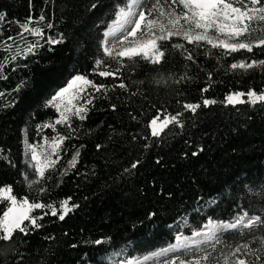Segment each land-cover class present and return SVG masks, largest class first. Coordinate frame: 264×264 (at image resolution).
<instances>
[{"label": "trees", "instance_id": "1", "mask_svg": "<svg viewBox=\"0 0 264 264\" xmlns=\"http://www.w3.org/2000/svg\"><path fill=\"white\" fill-rule=\"evenodd\" d=\"M121 3L0 0V13L5 14L0 41L12 44L8 37H16L29 16L44 17L32 25L43 29V46L34 55L9 63L3 70L6 78H0V189L10 186L18 200L53 203L58 215L66 199L72 209L63 221L49 214L38 221L43 227L29 229V235L16 231L11 241L0 240V264H112L167 248L178 234L191 236L209 218L234 222L243 211L264 218V109L259 103L235 108L217 103L195 114L185 110L180 117L184 126L169 125L160 137H152L148 126L158 110L175 114L184 103H202L203 98L223 101L229 93L264 90V66L247 71L229 67L241 60H264V47L225 56L222 49L204 42L197 47L173 37L160 42L167 45L160 64L141 61L129 68L125 59L122 76L127 90L121 89L116 86L120 80L92 72L94 60L102 55V34ZM49 36L60 42L48 44ZM172 42L185 44L195 63L184 58L183 49L171 48ZM4 55L0 51V57ZM111 64L118 67L115 61ZM102 69L103 65L97 71ZM77 74L109 88L106 92L87 88L95 98L85 93L92 99L86 119L70 115L72 132L67 123L55 124L59 115L47 101ZM21 82L24 86L17 90ZM205 87L209 90L202 93ZM46 124L54 125L55 131L43 127ZM58 135L72 138L59 144L54 155V160L61 157L59 161L29 187L24 174L29 180L36 175L25 162L24 140L41 149ZM77 149L78 163L62 174ZM136 161L138 167L132 169ZM7 204L0 198V209ZM37 214L41 210L32 213ZM218 236L210 260L219 258L223 264L237 244L259 248L264 228L227 230ZM118 252L122 255L114 259ZM261 255L259 264H264ZM177 257L191 258L181 250L145 264H166ZM246 259L255 264L253 256Z\"/></svg>", "mask_w": 264, "mask_h": 264}, {"label": "snow or ice", "instance_id": "2", "mask_svg": "<svg viewBox=\"0 0 264 264\" xmlns=\"http://www.w3.org/2000/svg\"><path fill=\"white\" fill-rule=\"evenodd\" d=\"M94 7V5H93ZM114 11V21L111 25L106 26L103 32V38L100 42V50L102 55L94 60L92 72L104 78L112 77L114 80H120L116 85L121 89L127 90V85L123 82L122 69L126 66L125 59L130 62L127 67L132 68L141 61H147L153 65L162 63L167 51V45H162L161 41H172L173 37H178L187 44H194L197 47L201 42L206 43L210 48H220L223 50V55H229L241 50L252 52L254 47H264V37H256L253 39V34L264 32V0H123V3L116 6ZM5 18V14L0 13V21ZM44 19L43 16L38 20H34L29 16L27 21L21 25L20 32L16 37H8V41H13L12 44L7 41H0V51H4L5 55L0 57V78H6L4 68L17 58H27L29 54H35L37 47H42L41 40L44 39V31L39 27H32L33 24H39ZM51 28V25H48ZM25 33L37 37L35 40H29ZM111 37V40H109ZM23 42L26 46L21 47ZM48 44L59 43V40L53 39L51 36L47 38ZM171 48L181 50L183 49L186 55L184 58L193 61L195 60L191 53L185 48V44L179 42H172ZM104 57L109 58L105 60ZM111 61H115L118 67L113 68ZM103 65V69H100ZM264 66V60H251L247 62L241 60L233 62L229 66L231 70L242 69L247 71L254 67ZM15 70V69H13ZM209 80L212 79L211 73L208 74ZM183 79V77H181ZM160 83V81H156ZM179 82V81H178ZM23 82L17 86V90L23 87ZM91 87L94 92L108 90L109 86L96 83L88 79L85 75L77 74L70 79L65 87L59 89L47 101L48 106L56 107L59 113V118L55 120V124L67 123V126L72 132L69 123L68 113L78 117L80 120L86 119L88 105L92 103L95 98L94 92L88 93L87 88ZM207 87L201 89V92H207ZM92 97L88 99L85 97ZM66 94H70L65 103L63 111L60 110V105L57 101L64 103ZM247 97V99H245ZM75 100H83L82 104H73ZM221 103L224 106L231 105L233 108L239 104H248L256 106L258 103L264 109V90L259 93L254 89H249L247 92H233L225 96L223 101L216 99L203 98L202 103H184L182 111L175 114L160 112L154 116L150 122L152 137H160L161 132L169 125L174 124L178 128H182L184 111H189L193 114L197 109ZM115 110V105H112ZM163 117V119H161ZM43 127H53L54 125H43ZM39 130V129H38ZM71 136L65 137L58 135L53 137V144L55 145L52 155H57L56 150L59 144H62L65 139H70ZM32 149L31 161L37 159L35 149L32 145L28 146ZM82 147V146H81ZM99 149L100 146L97 145ZM201 151L203 149H200ZM2 151V150H0ZM198 153L192 152L193 156ZM80 152L77 149L72 158L67 161L69 167H75L78 163ZM61 157L57 156L56 160H48L44 166L55 165ZM139 161L134 162L131 167L135 169L138 167ZM29 166L39 173V178L33 177L28 179V174L25 173V180L28 186L38 183L40 178H44V172L41 168L32 165ZM64 171H67L66 169ZM125 171H129L125 169ZM45 189L41 188L43 192ZM11 193V187L6 189ZM4 200L10 201L3 209H0V240L9 242L13 239L14 233L18 231L24 236L30 234L29 229H38L43 227L38 221H42L44 216L51 215L56 217L58 209L53 203L45 204L41 201H30L27 197L19 200L12 195L5 196ZM69 201L66 199L60 204V214L58 219L63 221L65 216L72 209L68 207ZM78 207V205H73ZM41 210V214L32 215L35 210ZM28 222L27 224L25 222ZM256 226L264 228V218L260 215H249L247 211H243L234 218V222L214 221L211 218L203 225V229H193L191 236H185L183 233L175 237V243L167 248L161 249L159 252L153 253V256L166 255L169 252H178L183 250L185 255H190V259H172L166 264H221L219 258H213L212 253L216 251V244H218V233L226 229H252ZM199 237V239H196ZM100 244L102 241H96ZM204 247H201V246ZM260 247L252 248L249 243L244 242L237 244L224 257L223 264H254L253 261L246 259L247 256L255 258V264H259L262 260V253H264V237L260 239ZM211 248V251H209ZM235 257V259H232ZM151 257L145 256L144 260H149Z\"/></svg>", "mask_w": 264, "mask_h": 264}, {"label": "rangeland", "instance_id": "3", "mask_svg": "<svg viewBox=\"0 0 264 264\" xmlns=\"http://www.w3.org/2000/svg\"><path fill=\"white\" fill-rule=\"evenodd\" d=\"M260 33H264V32L254 33L253 35H257V34H260ZM69 95L70 94H66V96L64 98V103H61L60 101H57V103L60 105V110L61 111H63V108L65 106V103H66ZM80 101L81 100H75V101H73V104H81ZM55 109L57 111V108L56 107H55ZM57 113H58V111H57ZM58 115H59V113H58ZM67 115H68V117H70V115H72V114L71 113H68ZM161 119H163V117ZM150 133H151V129H150ZM28 146H29V144H28L27 140L25 139L24 140V151H25L24 157H25V162L28 164V166H29V162H31L32 165H35L36 167L41 168L42 171H44L46 168H48L50 165L47 166V167H45L44 165L48 163V160L49 159L50 160H54V155H52V153H53V149H54L55 145L53 143H50V144L46 145L45 147H43L41 149L34 148L35 149V155L37 157V159L35 161H31L32 149L29 148ZM30 168H32V167H30ZM69 168L70 167H69V165L67 163V166H66L65 169L68 170ZM32 169L35 172V169L34 168H32ZM64 170H63V173L62 174H64L65 172H67V171H64ZM35 175H36L37 178H39V173H36L35 172ZM7 188L8 187H4V188H1L0 189V198H4L5 196H8V195L14 196V194L12 192L9 193V192L6 191ZM8 202L10 203V201H8ZM196 239H199V237H197ZM121 255H122V252H118V253H116V254L113 255V258L114 259H116V258L118 259ZM135 260H138V259H135ZM131 261H133V260H131V259H126L125 261L124 260H122V261L117 260L116 262H114L112 264H129Z\"/></svg>", "mask_w": 264, "mask_h": 264}, {"label": "water", "instance_id": "4", "mask_svg": "<svg viewBox=\"0 0 264 264\" xmlns=\"http://www.w3.org/2000/svg\"><path fill=\"white\" fill-rule=\"evenodd\" d=\"M227 230H234V229H226V230H222L221 232H224V231H227ZM221 232H219L218 233V235L221 233ZM160 251V250H159ZM158 251V252H159ZM156 253V252H155ZM146 256H148V257H151V259H149V260H144V257H141V258H139L138 260H135L134 258V260H133V263H131V264H145V263H147V262H150V261H152V260H154V259H158V258H160L161 256H164V255H161V256H158V257H156V256H153L152 254H149V255H146Z\"/></svg>", "mask_w": 264, "mask_h": 264}, {"label": "bare ground", "instance_id": "5", "mask_svg": "<svg viewBox=\"0 0 264 264\" xmlns=\"http://www.w3.org/2000/svg\"><path fill=\"white\" fill-rule=\"evenodd\" d=\"M112 23H113V22H112ZM112 23H111V24H112ZM111 24H110V25H111ZM109 40H111V37H109ZM131 260H134V259H131ZM131 263H133V261H131L129 264H131Z\"/></svg>", "mask_w": 264, "mask_h": 264}]
</instances>
